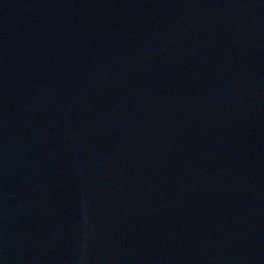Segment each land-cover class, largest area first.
I'll use <instances>...</instances> for the list:
<instances>
[{
	"label": "water",
	"instance_id": "1",
	"mask_svg": "<svg viewBox=\"0 0 264 264\" xmlns=\"http://www.w3.org/2000/svg\"><path fill=\"white\" fill-rule=\"evenodd\" d=\"M0 264H264V0H0Z\"/></svg>",
	"mask_w": 264,
	"mask_h": 264
}]
</instances>
